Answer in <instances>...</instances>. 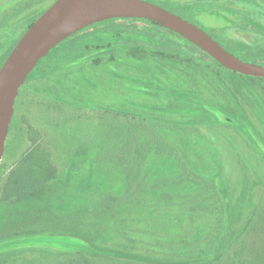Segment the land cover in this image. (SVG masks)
Segmentation results:
<instances>
[{"label": "rangeland", "instance_id": "1", "mask_svg": "<svg viewBox=\"0 0 264 264\" xmlns=\"http://www.w3.org/2000/svg\"><path fill=\"white\" fill-rule=\"evenodd\" d=\"M55 1L0 0V64ZM144 1L174 11L229 52L264 65V0ZM154 24L120 21L92 28L39 65L33 74L42 73V79L27 80L16 102L0 183L37 141L60 171L75 158L82 161L96 149L105 150L103 144L123 147L125 137L110 139L112 119L120 110H137L176 127L169 134L175 147L200 175L215 177L226 196L224 228L217 229L221 204L215 199L209 210H191V200L208 191L205 185L190 191L178 182L176 188L142 187L79 230L91 234L105 255L132 253L178 264H196L202 257L206 264L222 253L233 257L237 252L238 264H264V80L234 84V94L219 92L193 68L135 56L131 49L143 46L179 49L205 60L194 43ZM240 109L245 120L238 117ZM181 125L186 129L181 131ZM107 191L120 194L123 188L119 184ZM89 192L80 199L72 195L74 206L91 202ZM1 198L0 237L30 216L73 210L61 206L62 193L53 191L7 202ZM61 251L94 248L72 237L24 238L0 243V264H45Z\"/></svg>", "mask_w": 264, "mask_h": 264}, {"label": "trees", "instance_id": "2", "mask_svg": "<svg viewBox=\"0 0 264 264\" xmlns=\"http://www.w3.org/2000/svg\"><path fill=\"white\" fill-rule=\"evenodd\" d=\"M171 12L175 13L174 11ZM120 21H140L156 27L153 21L146 19L116 18L95 23L68 38L44 58L42 62L63 45L70 44L71 41L79 36L87 34L92 28L101 25H112ZM157 27L168 34L182 38L162 25ZM140 34L144 36V32L140 31ZM187 42L189 41L187 40ZM16 45L13 46L0 64V70ZM194 47L205 56V60L179 49H173L174 51L170 52L168 50H153L139 46L131 50H133L132 52L135 56L140 58H152L159 62L169 60L174 64L193 68L205 78L209 85L219 92L229 90L234 94V84L246 86L251 80H264V78H255L231 72L203 50L196 46ZM235 56L246 62L262 65L257 61H251L238 55ZM36 69L28 77V80L32 77H36L37 80L42 79V73L39 75L33 74ZM238 117L243 120L246 119L243 109L238 111ZM112 122L113 135L110 139L125 137L123 147L117 148L114 143L108 146L103 144L101 147L105 150L99 151L96 149L95 153L85 155L82 161H76L77 158H75L74 162L63 171H60L52 163L50 153L44 151L43 147L39 145L40 142H35L36 144L33 148L25 151L21 159L17 160L12 166L7 179L0 183L1 202L41 196L45 195L47 191H53L58 194L62 193L63 198L57 199L61 206L67 204L73 210L71 213L62 216H57L54 213L46 216H39L38 214L30 216L26 220L21 221L15 229L5 232L0 237V243L43 235H57L84 241L94 248V251L90 252H56L50 256L45 264H178L132 253L114 251V255L102 254L101 249L97 248L96 240L93 236L86 231L79 230L86 227L85 221L102 219L105 217L107 209L116 206L117 200H128L129 197L136 195L142 187L149 185L164 187L163 185H165L168 188H176L178 182L184 190L189 188L190 191L196 190L204 184L208 191L204 192L202 198L199 199L197 198L199 196H195L191 200V210L193 212L209 210V206L212 205L211 201L215 199L216 202L221 204L217 229L221 231L224 228L227 215L225 192L218 188L216 179L212 174L200 175L180 150L175 147L169 139V134L173 133L176 127H172L168 123L152 117L150 114L138 112L137 110H120L116 112ZM11 126L13 127V124ZM185 129V125L180 126L181 131ZM260 138L264 142V134L260 133ZM6 149H8V146H6ZM182 169L183 171H181ZM103 180H109L111 185H104ZM99 181L101 182L100 184H98ZM119 184L123 188L122 193L115 194L107 191V188H114ZM89 191L93 198L91 202L89 201L85 206L75 207L72 195H76L80 199ZM199 194L196 193L195 195ZM139 202H147V200H140ZM78 204L81 203L78 202ZM75 223L76 225H72ZM240 248H243V251L245 250L244 246ZM226 255L227 252L222 253L215 260L206 264H238L236 259L238 257L237 252L233 257ZM224 258L226 259L225 263ZM193 263L204 264V259L200 257ZM186 264H191V262L187 261Z\"/></svg>", "mask_w": 264, "mask_h": 264}, {"label": "water", "instance_id": "3", "mask_svg": "<svg viewBox=\"0 0 264 264\" xmlns=\"http://www.w3.org/2000/svg\"><path fill=\"white\" fill-rule=\"evenodd\" d=\"M146 19L194 43L225 69L264 78V66L248 63L225 49L196 24L144 0H56L25 32L0 70V168L22 87L31 73L68 38L106 20Z\"/></svg>", "mask_w": 264, "mask_h": 264}]
</instances>
